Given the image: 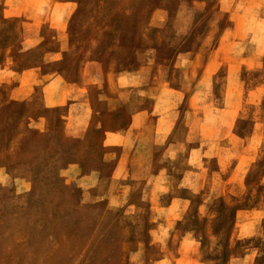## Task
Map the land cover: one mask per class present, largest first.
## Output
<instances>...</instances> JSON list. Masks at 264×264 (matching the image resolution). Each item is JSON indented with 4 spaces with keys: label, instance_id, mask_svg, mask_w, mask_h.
<instances>
[{
    "label": "rangeland",
    "instance_id": "obj_1",
    "mask_svg": "<svg viewBox=\"0 0 264 264\" xmlns=\"http://www.w3.org/2000/svg\"><path fill=\"white\" fill-rule=\"evenodd\" d=\"M0 264H264V0H0Z\"/></svg>",
    "mask_w": 264,
    "mask_h": 264
},
{
    "label": "crops",
    "instance_id": "obj_2",
    "mask_svg": "<svg viewBox=\"0 0 264 264\" xmlns=\"http://www.w3.org/2000/svg\"><path fill=\"white\" fill-rule=\"evenodd\" d=\"M144 127H139L137 124H131L128 126V128L125 129H117V130H107L104 131V138L102 142L103 148L106 149H122L125 153L126 150H135L140 147V137L139 133H143ZM158 138V135L155 134L154 140L156 142ZM130 147L129 149H127ZM169 150V149H168ZM136 159V156L131 151L128 152V156L125 157L124 154H122L120 157H117V164L115 166V169L113 171L112 176L110 177L111 183H117V207L123 204L122 199H124L127 194L128 196L133 193V189H135V182L144 180L147 187L145 190L144 198L145 200H151L152 202L155 199V195L160 196L158 192L163 187L162 195L163 197L167 195V197H170L169 195H172V189L173 184L176 182L173 178L171 179L167 175V168H163V170H160L157 173H149L147 175L142 174L141 175H131V172H133L132 166H133V160ZM137 164V163H136ZM130 165V167H129ZM99 179L94 178L93 181H98ZM172 199V200H171ZM177 200V197L170 198V200L166 203L164 206L165 209H170ZM129 208H134V205L129 204ZM152 208L154 209V202L152 205Z\"/></svg>",
    "mask_w": 264,
    "mask_h": 264
}]
</instances>
